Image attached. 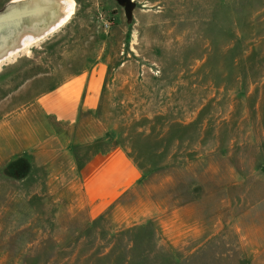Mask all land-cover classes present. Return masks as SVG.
I'll list each match as a JSON object with an SVG mask.
<instances>
[{
	"label": "rangeland",
	"instance_id": "374dc122",
	"mask_svg": "<svg viewBox=\"0 0 264 264\" xmlns=\"http://www.w3.org/2000/svg\"><path fill=\"white\" fill-rule=\"evenodd\" d=\"M73 1L0 64V264L264 259V0ZM98 66L95 110L41 112ZM117 146L143 178L93 217L80 170Z\"/></svg>",
	"mask_w": 264,
	"mask_h": 264
},
{
	"label": "crops",
	"instance_id": "0c3cea01",
	"mask_svg": "<svg viewBox=\"0 0 264 264\" xmlns=\"http://www.w3.org/2000/svg\"><path fill=\"white\" fill-rule=\"evenodd\" d=\"M97 77L78 75L41 95L37 105L41 112L56 122L72 125L83 110H95L101 94L103 68ZM81 186L90 215L99 216L143 178V171L123 146L99 153L80 170ZM251 263L264 264L256 257Z\"/></svg>",
	"mask_w": 264,
	"mask_h": 264
},
{
	"label": "bare ground",
	"instance_id": "6f19581e",
	"mask_svg": "<svg viewBox=\"0 0 264 264\" xmlns=\"http://www.w3.org/2000/svg\"><path fill=\"white\" fill-rule=\"evenodd\" d=\"M11 4H21L18 7L24 5L21 9L14 11L12 17L21 12H27L29 17L37 21L31 27H22L13 35L9 44H0V64L14 57L21 50H26L30 42L39 41L62 27L74 10L73 0H14ZM41 24H43L42 27H40Z\"/></svg>",
	"mask_w": 264,
	"mask_h": 264
},
{
	"label": "water",
	"instance_id": "95a60500",
	"mask_svg": "<svg viewBox=\"0 0 264 264\" xmlns=\"http://www.w3.org/2000/svg\"><path fill=\"white\" fill-rule=\"evenodd\" d=\"M119 5L124 6V11L129 17L133 8V2L131 0H115ZM10 5V4H9ZM14 4L8 6L4 12L0 13V44H9L13 38V35L22 29V27H31L37 20L29 17L26 13L21 12L17 16L12 17V13L21 9V7H14Z\"/></svg>",
	"mask_w": 264,
	"mask_h": 264
}]
</instances>
